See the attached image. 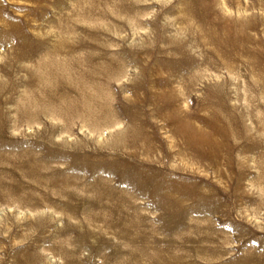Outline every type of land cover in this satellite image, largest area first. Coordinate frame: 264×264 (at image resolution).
Wrapping results in <instances>:
<instances>
[{
  "label": "rangeland",
  "instance_id": "rangeland-1",
  "mask_svg": "<svg viewBox=\"0 0 264 264\" xmlns=\"http://www.w3.org/2000/svg\"><path fill=\"white\" fill-rule=\"evenodd\" d=\"M92 1L0 0V65L6 59H19L22 65L12 66L13 76L31 83L28 65L49 51L50 44L65 40L63 23L58 27L59 12L74 8L78 16L86 13L90 24L96 25L100 12H113L130 3L101 0L94 6ZM141 1V8L136 7V13L128 19L131 29L120 34L117 32L125 27L103 35L72 26L77 28L79 39L65 42H69L73 54L78 51V56L84 57L82 70L89 75L78 80L89 85L109 79L103 72L106 64L109 69L111 66L107 50H119L118 60L125 59L128 65L125 80L117 84H129L134 78L135 89L142 92L127 102L128 113H137L149 125L150 116L144 107L149 104L154 111L150 102L165 101L162 95L169 87L164 82L156 84L153 72L162 71L170 77L167 66L177 64L186 72L179 79L184 85H176L181 96L173 114L201 111L199 118L185 116L202 124L200 118L212 116L204 100L208 96L214 106L223 108L230 103L237 113L249 109L245 123L261 139L254 145L252 157L247 158L251 169L242 179L243 170L237 166L229 179L221 160L217 168L211 161L191 159L183 142H178L182 149L174 147L169 128L150 133L164 142L156 148L151 162L144 160V150L139 147L134 149L136 154L121 151V157H113L118 153L113 136L126 123L99 131L84 122L64 128V118L58 113L32 123L25 118L20 122L15 109L28 105V98L7 106L0 102V110L4 106L10 110L4 117L0 112V264H245L247 254L264 262V107L250 100L251 91L245 88L249 77L244 69L218 65L204 33V27L215 22L216 10H222L227 18H243L252 12L264 15V11L257 6L243 12L244 4L256 0H241L242 9L234 8L230 0H200L190 11L187 4L191 0ZM145 8H151L152 13H146ZM13 23L28 36L24 44L19 33L11 32ZM4 25L9 26L7 33L2 31ZM187 26L196 37L185 42L189 53L166 52L175 41L165 45L163 38L178 36L176 31L181 27L185 31ZM231 61H235L234 56ZM71 72L77 78L81 76L80 68ZM3 75L6 72L0 67V81L5 79ZM204 75L210 87L203 81ZM82 87L69 84L64 95L56 92L55 98L79 97ZM26 88L20 86L22 93L28 92ZM125 94L127 101L131 100L132 91ZM100 111L103 117L102 107ZM121 118L128 124L133 122L125 113ZM155 120L163 123L164 119ZM235 131L246 136L243 129L238 130V124L228 133L236 135ZM231 138L245 148L242 137ZM229 151L224 150V154ZM235 154L239 159L244 156L241 148L235 149ZM126 175L144 189L135 182L126 184ZM150 177L156 186L170 190L172 197L154 193L151 184L144 185ZM199 192L204 195L199 197ZM173 200L196 204V209L183 210ZM158 203L173 207L167 210Z\"/></svg>",
  "mask_w": 264,
  "mask_h": 264
},
{
  "label": "bare ground",
  "instance_id": "bare-ground-1",
  "mask_svg": "<svg viewBox=\"0 0 264 264\" xmlns=\"http://www.w3.org/2000/svg\"><path fill=\"white\" fill-rule=\"evenodd\" d=\"M128 1V0H126ZM188 2V11L192 9L200 0H191ZM94 6L102 3L101 0L92 1ZM141 0H130V3L125 7L121 6L116 11L110 12L105 10L103 14L100 12L99 18H96V25H91L89 22L90 17L87 20L86 13L78 16L75 11L76 9L67 7L69 12H59V18L57 21L58 27L63 23L62 31L66 30L64 41L54 44H50V50L45 51L43 55H40L36 60L33 59L31 65H28V70L32 76L31 83L25 82V79L15 78L13 75L12 66L19 68L21 62L19 59H6L3 65V69L6 75H3L5 79L0 81V102L5 104H16L17 99L28 98L29 104L24 106H17L15 109L16 118L20 119V122L25 118L26 121L35 122L44 116L56 115V113L62 115L64 128L70 127L78 124L79 122H84L85 126H88L92 130H104L107 128L114 127L117 124L126 123V127L117 132L113 136L115 149L118 151L113 157H121V151L128 152L130 154H136L134 149L138 150L142 148L144 150L143 156L146 162L152 161V155L157 147H160L164 142L157 137L152 136L150 133L155 129H171L172 139L171 143L174 147L181 146L178 142H183L184 147L187 149L188 154L191 159H196L198 161L208 160L214 163L215 167H219L220 160L223 165L227 167V172L225 176L230 179V173L237 166L243 170L242 179L251 169L250 163L247 161L248 157H252V150H254V145L261 142L258 136H254L255 132L247 127L245 123V116L249 117L250 113H247L249 109L245 108L239 113L233 108L234 105L227 103L225 107L221 108L218 104L214 106V102L211 96L206 97L204 100L208 103L209 107L207 111L211 112L212 116L200 118L201 123L198 121L191 120L192 117H201L203 114L201 111L193 113L191 110H187V113H176L172 112L176 110L178 102H180V96L177 93L176 85L177 83L184 85L181 79L185 75V70L180 68L177 64L168 65L167 69L170 70V77L163 75L162 71H154L153 77L156 76V84H161L164 82L169 87L166 89V93L162 96L165 99L162 103H158L157 100L152 103L154 111H151L149 104L144 107V112L149 115L150 123L139 119L137 113H128V103H130L134 95H142L141 91H138L134 87L133 81L129 84L122 83L117 84V81L123 80L126 75L127 62L125 59L120 62L118 60L119 50L114 51L108 49L107 56L110 62V69L115 70L113 73L109 66L106 64L104 71L110 78H106L103 81H91L89 85L87 83L81 82L80 78L87 76L88 74L82 70L83 68V56H78V51L74 52L69 48L70 39L74 38V43L79 39L78 30L75 26H79L84 30H89L90 33L93 31L96 34L106 33L112 29L118 28L120 31L122 27H125L122 31L130 30V19L135 13V8H141ZM234 8L242 9L241 0H230ZM164 8H166V4ZM139 5V6H136ZM222 8H226L221 2ZM259 6L261 11H264V0H256L255 3L247 2L244 4L243 12H247L251 8ZM96 11V8H95ZM38 14L42 12L37 11ZM146 13H152L151 8H145ZM72 13V14H71ZM155 15V13H153ZM215 22L210 23L204 27L205 40H209L212 46V52L218 60V65H225L230 67H240L244 69L248 75V81L245 83V88L251 91L250 100L253 101V105L257 107H264V15L260 12H252L251 15L247 17H230L227 18L222 10H216L214 12ZM78 22V23H77ZM87 22L90 24L88 25ZM110 22L112 24H110ZM84 23V24H83ZM74 28H72V26ZM68 26L70 28H67ZM11 27V32L13 34L19 33L18 37H22L21 41L24 44V40L28 38L26 34H22L19 30V24L13 23ZM89 27V29H88ZM9 26L4 25L2 31L7 33ZM186 31V33H185ZM183 30L181 27L178 31L180 34L178 36L172 35L171 37H164L163 42L165 45H170L173 41L174 47H168L166 52L172 53L174 55H182L184 53H189V49L185 42L187 40H196V37L191 36V29L187 26V30ZM23 35V36H22ZM51 37V36H49ZM115 52V54L112 53ZM232 56H234L235 61H231ZM121 58V57H120ZM173 60V59H172ZM177 63L179 61L175 60ZM206 63V62H204ZM8 65V66H7ZM206 66H209L206 63ZM80 68L81 76L77 78L71 71L72 69ZM89 76V75H88ZM9 79L11 80L9 82ZM125 80V79H124ZM203 81L210 87V83L207 81L206 75L203 76ZM220 82V81H218ZM84 85L82 87V95L79 97L71 99H65L58 101L55 98V93L58 92L61 96L64 95L65 89L70 85ZM43 84L42 86H40ZM77 84V85H76ZM25 85L28 89L25 94L20 90V86ZM40 86L39 90L36 88ZM131 90L132 96L131 100L127 101L125 98V91ZM10 93L9 95H6ZM116 95V96H115ZM117 99H120V103H116ZM231 102V98H227L226 101ZM81 100H84L85 103ZM6 106L1 108L0 112L2 115L10 114V110L6 109ZM101 107L103 108V117L101 116ZM119 108V110H118ZM125 113L130 116L132 121L128 124L127 120H123L122 114ZM223 113V114H222ZM185 115L190 116L187 118ZM256 116V115H255ZM95 117V118H93ZM186 117V118H185ZM257 117V116H256ZM162 118L163 123H159L155 119ZM252 120H254V114L251 115ZM71 119L74 121L71 123ZM238 124V130L243 129V133L246 135H240L236 133L241 140H244L243 144H236L232 140V136L228 133L229 130L234 129V125ZM240 127V128H239ZM211 129V130H210ZM259 133V132H258ZM263 135L262 133H259ZM249 137L253 138L251 142ZM242 137V138H241ZM230 149L229 154L225 155L224 150ZM241 148L244 152L242 159H239L235 154V149ZM264 154L261 155L263 157ZM119 170L118 168H116ZM124 181L126 184L129 182H135L133 177L128 175L124 176ZM134 183V184H135ZM144 185L151 184L153 187V192L159 194L161 192L166 193L167 197H172L170 190H163L162 188L154 184L152 178L150 177L147 181L143 183ZM136 186L140 189H144L136 183ZM150 187V188H151ZM243 195L242 193H240ZM204 194L202 192L198 193L199 197ZM209 200V198H208ZM207 200V201H208ZM173 203H178V208L183 210L196 209L195 205L185 204L184 202L174 201ZM159 206L170 210L173 207L172 204L165 205L163 203H158ZM209 207V206H207ZM209 231L212 228L209 227ZM247 262L245 264H264L258 257H251L246 255ZM137 264V263H136Z\"/></svg>",
  "mask_w": 264,
  "mask_h": 264
}]
</instances>
